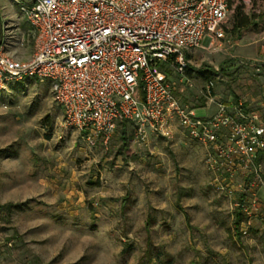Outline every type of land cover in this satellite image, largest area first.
<instances>
[{
	"label": "rangeland",
	"instance_id": "rangeland-1",
	"mask_svg": "<svg viewBox=\"0 0 264 264\" xmlns=\"http://www.w3.org/2000/svg\"><path fill=\"white\" fill-rule=\"evenodd\" d=\"M237 8L251 35L264 33V0H232L222 48L186 54L191 86L166 71L182 104L203 105L208 83L222 102L264 87V62L241 55L250 31L233 28ZM0 40L15 58L33 52L13 0H0ZM210 181L202 148L178 128L140 141L122 122L106 145L89 146L62 126L48 82L0 92V264H264V205L252 211Z\"/></svg>",
	"mask_w": 264,
	"mask_h": 264
},
{
	"label": "built area",
	"instance_id": "built-area-1",
	"mask_svg": "<svg viewBox=\"0 0 264 264\" xmlns=\"http://www.w3.org/2000/svg\"><path fill=\"white\" fill-rule=\"evenodd\" d=\"M232 0H13L30 27L33 52L18 60L0 40V92L11 82H48L62 126L89 146L106 145L122 122L136 140L171 138L176 128L203 150L212 189L264 205V87L254 110L247 98L219 101L200 90L209 116L197 117L174 95L166 71L184 77L186 54L218 51ZM255 72L262 68L252 64ZM246 208L249 219L255 214ZM256 217V216H255Z\"/></svg>",
	"mask_w": 264,
	"mask_h": 264
},
{
	"label": "crops",
	"instance_id": "crops-1",
	"mask_svg": "<svg viewBox=\"0 0 264 264\" xmlns=\"http://www.w3.org/2000/svg\"><path fill=\"white\" fill-rule=\"evenodd\" d=\"M253 22L251 21L250 24L247 26L249 27ZM254 25V24H252ZM247 27H245L246 31H250L249 29H247ZM238 30V29H237ZM253 31H250V34H246L245 33V37L243 35V37L246 39L247 43H245L244 46H242V56L247 57L249 59L252 60H259L264 62V33H260L258 32L257 34H253L251 35ZM254 33V32H253ZM258 37V38H257ZM257 43H260L261 45L259 46ZM12 55L13 53L10 52ZM246 55V56H245ZM31 55L27 56V57H14L15 59L18 60H27ZM246 98L247 100H256V102H258V100H260V91L258 92V94L256 95H252L251 93L246 94ZM203 103V100H202ZM253 103V101H252ZM195 107V106H194ZM195 109H199L205 112L204 117L205 116H209L212 112H213V107L209 108V109H205L203 108V105L199 106V107H195Z\"/></svg>",
	"mask_w": 264,
	"mask_h": 264
},
{
	"label": "trees",
	"instance_id": "trees-1",
	"mask_svg": "<svg viewBox=\"0 0 264 264\" xmlns=\"http://www.w3.org/2000/svg\"><path fill=\"white\" fill-rule=\"evenodd\" d=\"M251 18L248 16H244L240 13L239 8L235 10V14L233 16V28L234 29H241L245 28L250 24ZM124 142H127V140L124 139Z\"/></svg>",
	"mask_w": 264,
	"mask_h": 264
}]
</instances>
